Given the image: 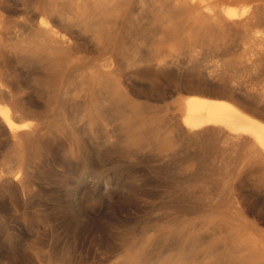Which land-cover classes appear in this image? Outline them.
Segmentation results:
<instances>
[{
    "label": "rangeland",
    "instance_id": "rangeland-1",
    "mask_svg": "<svg viewBox=\"0 0 264 264\" xmlns=\"http://www.w3.org/2000/svg\"><path fill=\"white\" fill-rule=\"evenodd\" d=\"M19 1L6 0L11 5L6 31L28 39L32 18ZM124 9L119 27L110 23L101 32L114 55L111 81L97 85L107 91L90 90L83 69L101 54L83 39L73 53L84 63L62 77L59 72L67 57L37 62L13 52L1 62L0 72L18 85L20 95L36 102L37 115L20 116L18 122L38 127L40 134L37 145L26 150L0 135V170L9 173L20 165L30 185L26 195L0 186V264H90L97 255L101 264H122L135 257L139 261L181 257L182 264H206L225 255L223 243H217L219 235H211L221 219H206L210 206L226 203L224 199L210 203L215 194L223 195L213 179L218 178L224 145L217 136L205 134L189 146L181 134L154 145L146 138L180 123L177 101L192 95L191 88L211 92L209 49L189 51L164 31L154 33V15H141L137 0ZM15 44V51L21 50ZM152 55L159 58H148ZM159 60L169 67H157ZM239 76L247 85L264 87L261 66ZM70 96L81 105L64 106ZM110 96L115 106L104 104ZM51 99L53 104L47 107L45 102ZM129 122L148 126L128 128ZM86 188L97 194L95 205L85 200ZM255 198L264 213V194ZM106 239L109 247L103 252L100 243ZM165 239L166 244L161 243ZM224 258L223 264H241L233 255Z\"/></svg>",
    "mask_w": 264,
    "mask_h": 264
},
{
    "label": "bare ground",
    "instance_id": "bare-ground-1",
    "mask_svg": "<svg viewBox=\"0 0 264 264\" xmlns=\"http://www.w3.org/2000/svg\"><path fill=\"white\" fill-rule=\"evenodd\" d=\"M130 1L20 0L19 7L32 18L28 23L32 35L28 39H20L6 31V14L11 5L6 0H0V67L5 56L13 52L34 57L37 62L67 57L69 61L59 72L62 77L72 67L84 63V58L76 57L73 53L80 39H83L84 43L92 45L94 53L101 54V57L86 64L89 66L87 69H83L86 77H89L90 90L93 93L107 91V88L97 89V85L101 86L105 79L111 81L114 55L109 49L110 40H104L101 32L110 23H114V29L119 27L126 11L124 7ZM137 3L141 15H154L151 29L154 33L164 31L169 39L176 40L188 50L207 47L212 57L208 72L211 92L191 88L189 93L192 95L177 101L182 109L180 123L174 125L171 131L162 134L158 129L146 137L148 144L154 145L159 140L167 141L174 133L181 134L189 146L201 134H205L206 137L217 136L224 145V152L221 157L218 155L220 159L217 160L218 178L213 179L214 184L221 185L223 195L215 194L210 203L219 204L223 199L226 203L224 206H210L206 219H221L222 223L216 225L211 235H219L217 243L221 241L226 252L215 262L206 264H223L224 257L228 255L235 256L241 264L262 261L264 213L258 210L255 194H264V87L247 85L239 74L251 73L260 66L264 70V0H137ZM162 19L166 25L164 29ZM14 41L21 50L15 51ZM157 57L152 55L148 58ZM159 61L157 67H169V63ZM53 101L48 100L45 105L50 107ZM108 102L115 106L114 96L104 99V104ZM35 104L20 95L18 85L0 72V135L16 148L26 150L38 141V127L28 128L23 121L18 122L20 116L31 118L37 115ZM63 105L75 107L81 104L70 96ZM245 106L255 109L257 113H248L249 108ZM134 126L141 128L148 124H127L128 128ZM0 186L20 190L25 195L30 193V185L23 178L20 165L9 173L0 170ZM96 195L93 189H85V200L91 205L96 204ZM184 231L183 227L179 233L183 234ZM230 231L233 232L232 236L225 235ZM165 242L166 239L161 241ZM108 245L109 240H102L100 249L105 252ZM182 262L181 257L166 261H139L135 257L122 261V264ZM101 263L102 258L97 255L90 264Z\"/></svg>",
    "mask_w": 264,
    "mask_h": 264
}]
</instances>
